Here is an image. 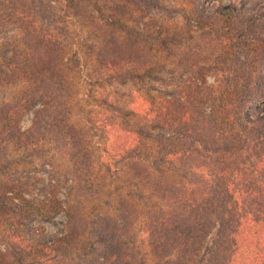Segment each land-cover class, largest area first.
<instances>
[{
    "label": "trees",
    "instance_id": "trees-1",
    "mask_svg": "<svg viewBox=\"0 0 264 264\" xmlns=\"http://www.w3.org/2000/svg\"><path fill=\"white\" fill-rule=\"evenodd\" d=\"M26 1L0 0V26L15 18L19 21L31 18L16 11L19 9L16 3ZM28 1L30 10L34 11L31 25L34 34L32 41L24 46L27 49L41 45L32 55L23 57L18 46V62L13 59L10 72L0 70V81L6 80L9 86L15 84L13 102L0 108V120L10 126L8 129L13 128L11 134L21 142L39 136L38 126L42 127L45 121L39 115L33 128L22 132L17 126L24 113L38 104L49 112L51 100L60 96L59 92L55 93L57 85L64 91L70 83L66 76L61 79L64 54L56 52L67 53L71 49L68 33L65 40L59 38L62 31L58 30L63 26L57 21L58 9L45 0ZM243 15L231 8H218L191 23L192 29L212 37L218 50L209 53L205 63L200 64L199 75L203 80L195 82L191 92L184 90L181 98L185 96L186 100L154 106L149 114L142 105L147 117L137 121V129L131 123L129 128L123 127L117 111L110 118L105 117L109 122L107 127L114 133L113 151L133 157L130 174L145 181L144 185L157 198L144 216L150 252L158 264H264V7L258 9L256 16L251 15V19ZM54 36L58 40L53 45ZM60 41L66 44L64 48L57 47ZM118 44L110 37H103L97 51V60L102 65L109 70L115 66L111 74H105L111 81L124 77L115 61L130 62L122 49L117 50ZM212 74L223 76L218 88L206 83V77ZM17 83L22 86L17 87ZM64 95L59 98L61 105L55 104L54 120L56 116L71 114L75 107L71 91ZM250 107L257 111V116L246 120L244 114ZM67 125L68 133L62 131L64 123L61 125V133L64 132L61 140L68 141L62 144L64 153L81 171L82 185L85 183V188L93 191L98 183L93 179L87 183L85 176L95 172V159L89 148L79 146L82 127L79 125L80 130L70 122ZM163 136L172 137L178 144H162L160 161L144 160L140 148L154 152L155 142L158 144ZM75 146L77 150L73 149ZM12 188L0 185L1 200H10L5 194ZM88 200L79 201L71 208L56 194L48 204L42 200L27 202L23 207L32 206L31 211L0 216L8 226L2 238L6 243H14L17 251L40 260L48 255L49 258L53 254H67L69 261L67 257L60 261L71 264L74 249L82 246L86 235H90L97 247L95 255L86 257L83 264H135L136 255L129 251L122 237L134 228L141 215L139 211L121 198L117 214L90 216L86 210ZM60 210L66 212L67 222L54 242L38 241L25 232L27 216L39 213L48 217ZM1 263L13 264L8 253L0 251Z\"/></svg>",
    "mask_w": 264,
    "mask_h": 264
},
{
    "label": "rangeland",
    "instance_id": "rangeland-1",
    "mask_svg": "<svg viewBox=\"0 0 264 264\" xmlns=\"http://www.w3.org/2000/svg\"><path fill=\"white\" fill-rule=\"evenodd\" d=\"M45 1L51 2L58 9L57 21L63 26L58 30L62 31L59 38L65 40L64 36L68 33L70 51L56 52L64 54L61 79L66 76L70 83L64 91L57 85L55 93L59 92L60 96L51 100L49 112L38 104L21 117L17 128L25 132L33 128L39 115L43 116L44 125L38 126L39 136H34V139L31 136L29 140L21 142L11 134L13 128L8 129L10 126L0 120V185L14 188L5 194L10 200H1L0 197V216L4 213L20 214L26 209L31 211L32 206L23 207L25 203L42 200L44 204H48L55 194L57 198L64 200V205L68 208L89 199L86 210L90 216L97 213L115 215L119 212L118 207L122 203L120 199L123 198L132 203L141 214L131 232L124 233L122 237L129 251L136 255L134 263L158 264L150 252L144 216L157 198L144 185L145 181L130 174V159L133 157L113 151L114 133L107 127L109 122H106L105 117L110 118L117 111L123 127L129 128L131 123L133 129H137V121L147 117L142 105L147 107L149 114L154 106L159 108L167 105L168 101L177 103L178 99L186 100L185 96L181 98L184 90L191 92L192 86L195 88V82L203 80L199 75L200 64L205 63L209 53L218 50L214 39L200 33L199 29H192L191 23L218 8H231L234 13L244 14L243 17L246 18L256 16L258 9L264 7V0ZM24 3H16L19 6L16 11L31 18L23 21L15 18L13 22L6 23V26H0V70L3 69L4 72L11 71L10 63L13 59L18 62V46L22 52L20 56L23 57L25 54L32 55L41 45L34 44L27 49L24 46L32 41L34 34L31 28L34 11L30 10L28 0ZM103 37L119 42L117 50L122 49L124 57L130 61L125 63L119 60V63L114 60L116 68L122 71L120 74L124 73L121 80L108 79L105 74H111L115 66H111L109 70V67L97 60V51ZM52 40V44H55L58 37L54 36ZM64 46L66 44L62 41L57 44L58 48ZM222 78L221 74L219 77L208 75L206 83L218 88L223 83ZM7 85L6 80L0 81V108H5L6 103L12 101L15 84ZM18 86L22 84L17 83ZM67 90L74 96L75 107L69 112L72 115H66L67 118L56 116L54 120L55 104L61 105L59 98L62 99ZM65 111L68 112L69 109ZM244 116L246 120L255 118L257 111L250 107ZM69 122L82 127V140L78 138L81 140L79 146L89 148V153L95 159V172H89L85 176L87 183L92 179L95 184L98 183V188L93 191L87 190L85 183L82 185L81 171L75 167L73 159L64 153L66 149L62 144L68 141L61 140L64 136L61 125L64 123L62 131L68 133ZM166 138L169 140L166 141ZM166 138L163 136L161 141H157L158 144L155 142L157 148L154 146V152L140 148L139 152L144 160L160 161L163 157L162 144H178L172 137ZM73 149L77 150V147ZM11 206H14L13 210ZM66 222V212L62 210L48 217L39 213L31 214L26 217L25 232L31 238L49 244L61 233ZM6 230L8 232V226L0 219V251L8 253L13 264H58L67 257V254H53L40 260L23 254L17 251L14 243L3 240L2 234ZM95 246L97 247L95 240L86 235L82 246L74 249L71 264H83L86 257L95 255ZM66 261H69L68 257Z\"/></svg>",
    "mask_w": 264,
    "mask_h": 264
}]
</instances>
